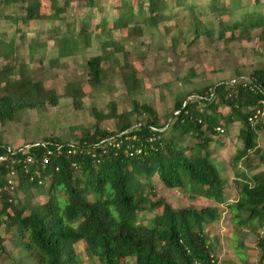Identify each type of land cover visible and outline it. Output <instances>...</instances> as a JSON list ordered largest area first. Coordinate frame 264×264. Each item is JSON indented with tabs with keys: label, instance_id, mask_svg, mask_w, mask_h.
<instances>
[{
	"label": "trees",
	"instance_id": "trees-1",
	"mask_svg": "<svg viewBox=\"0 0 264 264\" xmlns=\"http://www.w3.org/2000/svg\"><path fill=\"white\" fill-rule=\"evenodd\" d=\"M70 1L60 5L59 0H51L53 12L49 13L42 10V0H0V17L9 15L2 9L6 4L22 2L26 5L24 22L35 18L53 21L60 18ZM82 1L96 4L95 0ZM209 1L204 7L189 0H149L148 13L144 2L137 10L124 2L126 8L113 27L126 28L127 37L135 38L143 34L144 25L151 31L158 29L170 18L167 10L173 4L189 7L191 42L201 36L251 38L255 27L262 28L260 36L264 39V0L240 5V14L233 18L225 17L233 13L231 1ZM89 25L84 22L79 30L56 36L61 56L91 47ZM53 29L60 28L55 25ZM184 37H188L186 32ZM105 39L108 47L116 42L113 35ZM14 43L0 37V56L11 59L0 66L1 123L21 116L28 108L56 106L64 96H71L77 106H82L83 87L69 81L63 94L48 88L28 64L16 63ZM104 58L99 53L86 59V81L92 89L105 84ZM117 63L133 104L130 111L118 114L112 101L108 114L99 118L93 131L74 133L65 140L45 136L39 144L29 140L25 143H33L29 148L19 147L14 153L0 138V152L10 156L0 165V264H4L2 255L7 250L1 226L7 223L9 209L16 225V245L21 252L37 258L38 264H82L84 260L76 249L81 240L102 264L126 263L129 259L134 260L132 264H216L218 258L205 228L221 219V208L191 204L173 207L162 198L151 199L144 189H154L155 174L170 188L184 186L193 194L229 204L241 237L246 234L242 228L248 223L254 226L256 244L263 253L260 263L264 264V168L253 173L239 171L234 180L238 196L229 203L223 167L208 151L210 142L218 140V127L240 122L239 135L245 146L235 158L241 160L252 151L261 152L258 135L264 125L259 120L264 116V65L249 73L236 69L232 79L193 87L176 97L172 111L163 119L152 103L136 98L144 80L137 67L129 62ZM190 80V76L183 77L184 83ZM107 115H120L119 128L102 126L101 118ZM187 135L199 141L189 143ZM30 154L35 157L33 161L27 160ZM259 156L264 158L263 154ZM246 166L257 167L251 158ZM12 171L18 174L14 186L9 181ZM19 191L25 196L24 202L18 200ZM40 193H46L47 200H36ZM156 207L159 211L148 222L141 220L142 210ZM243 245L241 241L239 248ZM22 256L15 264H24Z\"/></svg>",
	"mask_w": 264,
	"mask_h": 264
},
{
	"label": "rangeland",
	"instance_id": "rangeland-1",
	"mask_svg": "<svg viewBox=\"0 0 264 264\" xmlns=\"http://www.w3.org/2000/svg\"><path fill=\"white\" fill-rule=\"evenodd\" d=\"M91 5L82 0H71L69 5L60 12V18L50 21L45 18H35L30 22H24L26 5L22 2L6 4L3 12L8 16L0 17V37L6 41H15L12 56L18 64H28L37 79H43L48 88H54L63 94L69 81L76 86L83 87V104L77 106L71 96H64L56 106L46 104L42 108H28L24 114L9 119L6 123L0 122V138L13 149L21 147L29 140H41L45 136H58L62 139L72 138L74 133L94 130L99 118L107 113L110 104L115 101L118 114L133 109L121 68L118 62H129L137 67L139 75L143 77V88L136 95L142 102L152 103L157 111L166 117L173 108L176 97L182 96L188 90L200 85L214 83L220 80L232 79L235 70L249 73L254 67L264 65V39L260 36L261 27H255L251 31V38L230 40L228 38H211L201 36L195 41H190L192 33L188 30L191 22L189 7L174 6L168 8L170 18L159 24L158 29H148L144 25L143 34L129 39L126 28H114V21L125 10L124 2L138 9L140 3L146 5L148 13L149 0H95ZM201 6L208 7L209 0H189ZM233 7V13L225 17L233 18L240 14V5L256 0H229ZM42 10L52 13L51 0H42ZM64 0H59L62 5ZM208 16L211 13H207ZM105 21L103 23L102 21ZM84 22L90 23L91 47L84 51H77L72 55H60L56 36L63 31L79 30ZM56 25L60 29L54 30ZM187 33V38L184 33ZM114 36L116 42L108 47L106 36ZM104 54V67L107 75L104 85L99 89H92L87 84L86 59L95 54ZM109 56L111 58H109ZM117 58V59H115ZM115 59V60H113ZM117 60V61H116ZM11 59L0 56V66ZM190 76L191 80L183 82V77ZM222 109L229 110L225 105ZM120 115L104 116L101 118L102 126L109 129H117L120 124ZM164 119V118H163ZM264 124V116L259 117ZM218 141L210 142L209 152L223 167V175L228 182L227 195L229 203H233L238 194L236 182L237 174L245 170L246 162L256 163L259 168H264V125L259 130L258 142L262 149L260 153L252 151L241 160L235 157L244 148V143L239 135L241 123H232L228 128L218 127ZM187 142L197 143L198 139H192L187 135ZM201 145L202 142H201ZM250 172V171H249ZM154 189L146 186L145 192L151 199L162 198L173 207L193 205L204 207L217 203L216 200L207 199L206 196L193 194L187 187L177 186L170 188L161 182L158 175L152 177ZM153 191L155 194H153ZM19 199L25 201V196L19 191ZM48 195L40 193L36 200L45 201ZM219 203V202H218ZM224 220H217L215 224L206 226V232L213 243L214 254L218 261L216 264H261L263 253L257 246V232L254 226L248 223L242 228L246 234L244 237L238 233L236 221L233 218L229 204L220 205ZM159 209H145L140 212L141 220L148 222ZM11 209L6 213V224L1 226L5 235L7 250L3 253L4 264H15L19 256L24 264H38L37 258L21 252L16 243V225L11 221ZM251 228L250 230H246ZM238 230V231H237ZM257 230V227L255 228ZM244 245L240 247V242ZM250 244H246L249 243ZM76 249L82 264H102L99 257L91 256L86 243L81 240L76 243ZM240 252V254H239ZM133 259L126 263L132 264Z\"/></svg>",
	"mask_w": 264,
	"mask_h": 264
},
{
	"label": "built area",
	"instance_id": "built-area-1",
	"mask_svg": "<svg viewBox=\"0 0 264 264\" xmlns=\"http://www.w3.org/2000/svg\"><path fill=\"white\" fill-rule=\"evenodd\" d=\"M252 118V117H251ZM40 142H42V141H40V140H37L36 142H34V144H39ZM43 143V142H42ZM33 143H29V144H24V145H22L21 147H23L24 146V148H29V146H31ZM20 147V148H21ZM19 148V147H18ZM17 148V149H18ZM8 149L10 150V151H12V153H14V152H17L18 150L17 149H13L10 145H9V147H8ZM34 155H32V154H30L29 156H28V158H27V160L28 161H33L34 160ZM10 159V156H9V153L8 152H0V165L2 164V163H5V162H7L8 160ZM16 160H14L13 162H15ZM9 181L11 182V184L14 186V185H16V184H18V174L15 172V171H12L11 172V175H10V178H9Z\"/></svg>",
	"mask_w": 264,
	"mask_h": 264
},
{
	"label": "crops",
	"instance_id": "crops-1",
	"mask_svg": "<svg viewBox=\"0 0 264 264\" xmlns=\"http://www.w3.org/2000/svg\"><path fill=\"white\" fill-rule=\"evenodd\" d=\"M215 141H218V140H215ZM253 164H254V166L256 165L257 167H253V166L248 167V166H246L245 171L248 172V173H253V172H255V171L259 170V169H263V168H259L258 165H257L256 163L253 162ZM249 171H250V172H249ZM201 196H202V195H201ZM207 199L211 200V198H208V197H207ZM212 199H213V198H212ZM221 204H223V203H218V202L215 203V204L212 203V205H217L218 207H220ZM212 205H208V206H212ZM224 205H225V204H224ZM198 208H199V207H198ZM221 209H222V208H221ZM222 211H223V210H222ZM223 217H224V216L222 215V216H221V218H222L221 220H224ZM215 223H216V221H215V222H212V223L209 224V225H212V224H215ZM250 229H251V228H248V229H246V230H250ZM257 230H259V228H257ZM254 233L256 234L255 231H254ZM257 236H258V235H257ZM246 244H250V242H249V243H246Z\"/></svg>",
	"mask_w": 264,
	"mask_h": 264
}]
</instances>
